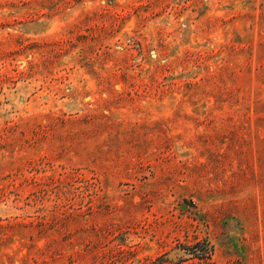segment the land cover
Listing matches in <instances>:
<instances>
[{"label": "rangeland", "instance_id": "1", "mask_svg": "<svg viewBox=\"0 0 264 264\" xmlns=\"http://www.w3.org/2000/svg\"><path fill=\"white\" fill-rule=\"evenodd\" d=\"M0 264H264V0H0Z\"/></svg>", "mask_w": 264, "mask_h": 264}]
</instances>
